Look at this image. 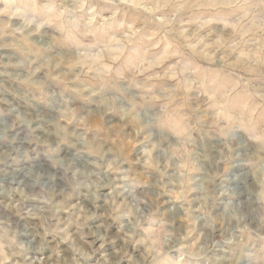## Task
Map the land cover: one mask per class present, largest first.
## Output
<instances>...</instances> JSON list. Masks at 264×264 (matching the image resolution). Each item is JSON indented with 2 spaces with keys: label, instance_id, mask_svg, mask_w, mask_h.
<instances>
[{
  "label": "clouds",
  "instance_id": "obj_1",
  "mask_svg": "<svg viewBox=\"0 0 264 264\" xmlns=\"http://www.w3.org/2000/svg\"><path fill=\"white\" fill-rule=\"evenodd\" d=\"M170 2L0 0V26L40 42L54 35L59 43L48 55L71 73L50 93L59 101L55 116L25 114L0 90L7 105L0 107V264H193L174 225L182 202L168 193L179 183L200 191L215 167L216 145L236 157L227 178L238 199L253 181L264 197V178L247 164L256 148L257 168H264V0H208L234 17L200 22L231 29L207 45L227 50L225 68L205 74L177 50L161 75L154 69L164 58L140 49L142 28L120 17ZM5 50L28 52L23 39L0 36ZM36 64L28 55L18 60L17 68L31 69L23 82ZM14 114L18 122L5 119ZM156 197L169 200V216L160 218ZM259 248L246 247L240 264H264Z\"/></svg>",
  "mask_w": 264,
  "mask_h": 264
},
{
  "label": "rangeland",
  "instance_id": "obj_2",
  "mask_svg": "<svg viewBox=\"0 0 264 264\" xmlns=\"http://www.w3.org/2000/svg\"><path fill=\"white\" fill-rule=\"evenodd\" d=\"M226 17L230 21L234 19L230 9L209 6L208 0H171L166 7L154 12L126 9L120 18L142 28V38L137 46L142 50L151 49L158 57L164 58L161 68L154 69L163 75L164 70L175 64L172 57L177 50L184 53L190 64L203 69L205 74L225 68L224 57L227 50L225 48L217 50L216 47L207 45H215L221 35L227 39L231 29H224L222 24L203 27L200 22L210 18ZM173 18L174 22L168 24L167 21ZM0 36H3L5 41H11L13 38L23 39L24 48L28 49L27 53L23 50L0 52V71H6L5 76H0V90L5 97L13 100L25 114L29 109L33 113L39 109L44 115H48L50 111L53 116L57 115L53 105H58L59 101L51 100L50 93L63 89L64 83L58 77L65 73L71 76V73L68 72L67 65L57 63L55 55H48L58 46L56 37L49 34L43 42L32 37L24 39L16 36L10 29H3L2 26ZM26 55L37 61V64L32 66L37 69L36 74L27 83L23 81L27 78L30 67L15 66L18 60H23ZM261 55L264 56V53ZM232 60L234 56L229 55L227 63L230 64ZM49 64H53L54 69L49 67ZM83 78L87 82V77ZM0 107L6 108L7 105L0 103ZM5 119L18 122L19 116L14 114ZM208 126L211 127V124ZM3 147L5 145L0 144V148ZM215 147L217 156L215 167L200 181V191L192 193L185 190L183 183H179L168 193L172 202L176 200L182 202L177 206L178 214L174 219L176 235L180 241L187 244L189 258L193 259V264L201 258L203 264H240L246 247L255 249L259 244V251L264 252V239H260L264 236V205L260 203L264 197H261L259 183L253 181L245 186L243 192L245 199L243 201L238 199L232 182L227 178L236 157L230 158L229 149L224 145ZM232 147L235 148V144ZM131 155L128 153V164L129 167H135ZM258 160V149L253 148L248 154L247 164L264 178V168H257ZM148 179L144 176L141 182ZM59 195L62 198L67 197L71 195V191L61 192ZM230 201H236V206L230 205ZM106 203L105 201L101 207L103 208ZM168 203L169 200L155 198V208L162 210L160 218L169 216L166 209ZM63 215L67 219V213ZM99 215L102 218L104 213L101 212ZM229 240L232 242L229 243ZM120 243L123 244V240Z\"/></svg>",
  "mask_w": 264,
  "mask_h": 264
}]
</instances>
